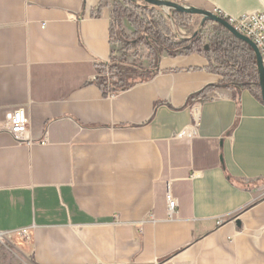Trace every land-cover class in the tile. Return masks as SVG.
<instances>
[{"label": "crops", "instance_id": "1", "mask_svg": "<svg viewBox=\"0 0 264 264\" xmlns=\"http://www.w3.org/2000/svg\"><path fill=\"white\" fill-rule=\"evenodd\" d=\"M168 1L264 11V0ZM117 2L0 0V233L30 235L15 255L0 249V264H264L261 97L217 89L190 101L219 80L205 58L152 61L140 47L125 56L128 88L107 98L95 78L122 55ZM141 49L137 69L128 56ZM18 108L29 142L4 130Z\"/></svg>", "mask_w": 264, "mask_h": 264}, {"label": "trees", "instance_id": "2", "mask_svg": "<svg viewBox=\"0 0 264 264\" xmlns=\"http://www.w3.org/2000/svg\"><path fill=\"white\" fill-rule=\"evenodd\" d=\"M108 0H103L106 5ZM177 23L187 27L194 16L170 11ZM124 22L133 29L126 35ZM213 25L206 21L204 25ZM110 38L112 42H120L122 55L109 65H102L95 78L97 85L105 92H115L128 88L124 79L125 55L134 48H144L145 58L157 60L159 53L164 51L169 57L176 55H202L207 61L206 70L219 78L214 85L205 87L192 96L194 99H205L207 94L226 89L238 96L242 90L254 89L253 94L260 99L258 74L252 50L243 42L233 37L224 28L215 25L209 35L207 45L201 42L200 33L189 38H180L173 34L168 24L159 14V9L143 3L141 0H119L112 5ZM104 72L109 74L108 80L100 77Z\"/></svg>", "mask_w": 264, "mask_h": 264}, {"label": "built area", "instance_id": "3", "mask_svg": "<svg viewBox=\"0 0 264 264\" xmlns=\"http://www.w3.org/2000/svg\"><path fill=\"white\" fill-rule=\"evenodd\" d=\"M159 14L164 21H168L172 28V31L174 32L173 24H175L176 21L171 17L170 11L165 8H159ZM212 14L227 22L228 25H230L237 33L251 41L257 48L264 66V11L242 15L239 17H229L219 10H214ZM213 25L215 26L216 24ZM108 65L109 62L106 63V66ZM114 96V93H106V97L109 99L114 98ZM3 125L4 130H6L11 135L16 143L29 142L27 139L28 119L22 108L6 112L4 115ZM186 136H188V132L184 130L180 132L176 137L180 139ZM45 142L46 141L43 140L42 144H44ZM166 205L168 218L174 219L177 213L178 205L176 199L171 195L169 190L166 193ZM17 235H19L25 241H28L30 239V235L26 231L17 233ZM13 236L14 234L0 233V244L3 245L8 238H11Z\"/></svg>", "mask_w": 264, "mask_h": 264}, {"label": "water", "instance_id": "4", "mask_svg": "<svg viewBox=\"0 0 264 264\" xmlns=\"http://www.w3.org/2000/svg\"><path fill=\"white\" fill-rule=\"evenodd\" d=\"M143 3L156 7V8H165L169 11H175L181 14L189 15V16H198L201 17V26L206 22L209 21L213 24H216L222 28H224L227 32H229L233 37L240 40L244 44H246L253 52L255 57V63L257 68L258 74V86L260 89L261 100L264 105V66L261 60V57L257 51L255 45L249 41L247 38L243 37L239 33H237L227 22L224 20L216 17L210 12L202 11L199 9H195L192 7H186L184 5H180L178 3H174L168 0H141Z\"/></svg>", "mask_w": 264, "mask_h": 264}, {"label": "rangeland", "instance_id": "5", "mask_svg": "<svg viewBox=\"0 0 264 264\" xmlns=\"http://www.w3.org/2000/svg\"><path fill=\"white\" fill-rule=\"evenodd\" d=\"M201 20H202L201 17L194 16V18L192 19L191 23L187 27H184L183 25L177 23V21L175 20L176 23L173 24L174 25V29L173 30H174L175 33L172 31V28H171L170 24L168 23V21H165V22L168 24L171 32L173 34L177 35L180 38H189L194 33L199 32L200 33V37H201L202 44L203 45H207L208 44V41H209V35L213 31L214 25L207 24V25L201 26ZM135 51H136V48H134L131 52L134 53ZM140 53H145V50L144 49H141V51L139 53H137V56L135 58H132L131 57V55H132L131 53L128 56V58L130 59V61L133 60L132 63L135 64L133 66L135 68H137V69H142V68H140L141 67V64L139 63L140 62V58H139ZM129 70L131 71L132 69L130 68ZM124 72H126V70ZM101 77H103V78H105V79L108 80L109 74L106 73V72H104L101 75ZM25 242H28V241H25L19 235H14V237L8 238L3 245L0 244V249L2 251H5V253H7L9 255H15L17 253L14 251V249L17 246V243H21L22 244V243H25Z\"/></svg>", "mask_w": 264, "mask_h": 264}]
</instances>
